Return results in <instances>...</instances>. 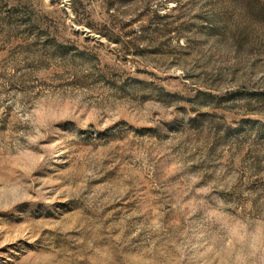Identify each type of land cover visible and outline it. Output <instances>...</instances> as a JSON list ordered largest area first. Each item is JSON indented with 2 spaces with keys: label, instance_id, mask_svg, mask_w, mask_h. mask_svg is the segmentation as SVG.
Masks as SVG:
<instances>
[{
  "label": "rangeland",
  "instance_id": "1",
  "mask_svg": "<svg viewBox=\"0 0 264 264\" xmlns=\"http://www.w3.org/2000/svg\"><path fill=\"white\" fill-rule=\"evenodd\" d=\"M0 264H264V0H0Z\"/></svg>",
  "mask_w": 264,
  "mask_h": 264
}]
</instances>
